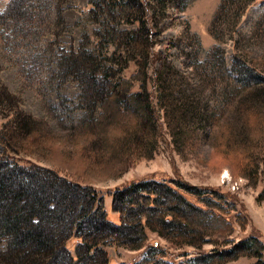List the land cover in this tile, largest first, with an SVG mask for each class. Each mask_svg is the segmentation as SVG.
<instances>
[{"label": "rangeland", "instance_id": "rangeland-1", "mask_svg": "<svg viewBox=\"0 0 264 264\" xmlns=\"http://www.w3.org/2000/svg\"><path fill=\"white\" fill-rule=\"evenodd\" d=\"M10 1L0 0V76L40 125L14 153L19 162L38 163L95 188L116 223L121 216L113 207L114 189L140 180L160 182L167 201L166 184L191 200L196 196L188 186H196L202 197L221 202V212L229 210L226 240L209 224L184 234L175 222L154 217L140 247L138 238H100L107 253L96 264H151L159 258L175 264H264V154L248 165V175L236 157L247 140L248 115L264 110V0H247L245 9L240 0H225L221 8L224 0H28L27 10L8 25L2 13ZM34 13L44 21L32 23ZM131 32L149 54V111L120 156L110 152L114 138L110 133L104 139L107 130L98 119L111 83L139 68L140 50L125 40ZM80 48L92 54L94 64L73 70L68 54ZM171 64L177 71L166 74ZM133 89L141 90L140 82ZM6 120L0 113V130ZM163 211L175 216L166 204ZM139 216L147 224V216ZM255 237L261 248L249 253L245 245L234 257L222 250ZM76 242H67L73 252ZM6 244L0 234V264H12L2 259Z\"/></svg>", "mask_w": 264, "mask_h": 264}, {"label": "trees", "instance_id": "trees-1", "mask_svg": "<svg viewBox=\"0 0 264 264\" xmlns=\"http://www.w3.org/2000/svg\"><path fill=\"white\" fill-rule=\"evenodd\" d=\"M224 2L225 0L220 8ZM248 3L247 0H240L238 6L245 9ZM27 4L28 0H11L6 11L2 13V23L10 25L11 17L26 11ZM50 12L49 9V15ZM29 20L37 25L44 21V18L41 14L34 13L29 16ZM138 28H145L142 22ZM27 33L28 29H25L24 35ZM103 34L106 33L102 32L98 37ZM125 40L139 48L140 58L136 60L139 68L130 78L122 76L117 83H111V91L106 96L104 109L98 119L102 130H107V134L103 133L104 139H107L110 133L114 138L110 152L112 155L120 153V156L128 151L127 147H130V142L138 133L137 127L141 118L149 111V102H145V94L148 93V50L143 45L144 40L137 39L132 32ZM116 49L111 55H115ZM68 55L73 70L94 64L92 54L84 48L72 50ZM170 71H177L173 64L165 73ZM135 81L140 82L141 90L133 89ZM174 81L175 78L170 76V82ZM122 102H125L124 106ZM0 113L7 118L0 130V234L1 237L7 238L6 248L1 253L5 262L96 264L100 261L99 255L107 253L104 244L100 243L104 236H129L130 240L138 238L136 245L140 247L146 237V225L154 217V220L159 219L165 223L175 222L184 234L209 224L216 228L217 234L223 237L222 240H226L229 233L226 228L232 227L225 217L229 210L224 209V212H221L216 208L223 207L219 200L202 197L198 187L192 185L184 184L190 187L188 191L196 196L194 200L188 198L181 190L164 183L168 191H171L170 197L166 194L168 201L161 198L160 182L140 180L116 187L113 191V207L120 212L121 222H114L108 217L103 197L95 188L61 176L55 169L38 163H22L14 157V153L22 150L24 138L38 131L40 125L36 117L22 109L19 99L9 91L1 76ZM167 113L169 114L168 109ZM248 118L250 122L248 123L247 119L245 124L247 140L236 148L239 151L237 161L240 160L238 167L244 175H248V165L264 154V110L249 114ZM147 140L151 141L150 138ZM127 157L128 155L124 156V159ZM143 189H148L147 193H140ZM160 202H164L162 205L166 204L169 210L175 213L173 218H168L167 211L159 212L162 207ZM142 213L147 216V224H142L139 216ZM72 237L77 238L74 252L67 245ZM239 245L247 246L244 253H249L251 248L258 249L261 242L257 237L244 239L222 250L231 252L234 257ZM151 264L175 262L159 258L153 259Z\"/></svg>", "mask_w": 264, "mask_h": 264}]
</instances>
